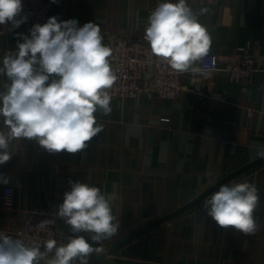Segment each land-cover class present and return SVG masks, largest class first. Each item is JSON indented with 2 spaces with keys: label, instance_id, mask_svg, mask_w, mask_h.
I'll use <instances>...</instances> for the list:
<instances>
[{
  "label": "crops",
  "instance_id": "crops-1",
  "mask_svg": "<svg viewBox=\"0 0 264 264\" xmlns=\"http://www.w3.org/2000/svg\"><path fill=\"white\" fill-rule=\"evenodd\" d=\"M159 2L57 0L52 2L51 17L76 19L80 26L93 21L101 29L103 43L112 48L119 35L141 36ZM188 4L196 12L209 9L200 16L211 37L207 56L217 54L222 67L207 73L205 56L199 62L201 73H183L184 88L176 99L147 93L112 99L109 115L95 114L103 130L80 153H50L35 141L14 140L11 159L0 165V174L9 178L7 184L0 183V232L16 239L14 232L27 214H56L64 193L71 189L69 181H80L117 195L113 204L120 222L117 234L101 242L80 234L104 251L261 158L257 151L264 146V59L258 58L259 69L247 84L231 80L224 66L240 46L254 40H260L264 53V0H188ZM33 25L25 22L14 31L8 30L10 24L0 26V61L15 51L16 33L28 35ZM5 83L6 77L0 76V90ZM243 181L254 183L259 193L254 234L222 228L207 215L202 201L217 188L92 264H264V162L225 184ZM6 186L15 189L12 209L3 204ZM71 235L70 226L58 218L57 243H67Z\"/></svg>",
  "mask_w": 264,
  "mask_h": 264
},
{
  "label": "clouds",
  "instance_id": "clouds-1",
  "mask_svg": "<svg viewBox=\"0 0 264 264\" xmlns=\"http://www.w3.org/2000/svg\"><path fill=\"white\" fill-rule=\"evenodd\" d=\"M56 3L57 0H52ZM22 0H0V26L9 31L28 19L21 15ZM209 11H194L188 0H161L149 13L144 40L151 55L164 61L178 73L202 72L199 62L207 56L211 37L200 16ZM15 51L0 61V76L7 83L0 90V165L13 154L11 143L18 139L35 141L50 153H80L97 136L103 125L96 113L112 111L110 89L118 79L112 63V49L103 43L98 24L82 26L76 19L58 21L50 17L35 24L29 34L16 33ZM22 41V42H20ZM264 157V146L257 151ZM9 178L0 174V183ZM55 216L63 220L73 235L67 243L55 239L25 244L0 232V264H89L102 248L94 247L81 233L101 242L117 234L120 222L113 214L115 192L80 181H69ZM208 216L222 228H233L252 235L258 230L254 212L259 193L254 183L243 181L222 184L201 204ZM48 221L38 225L43 229ZM52 254L49 256V254Z\"/></svg>",
  "mask_w": 264,
  "mask_h": 264
},
{
  "label": "built area",
  "instance_id": "built-area-1",
  "mask_svg": "<svg viewBox=\"0 0 264 264\" xmlns=\"http://www.w3.org/2000/svg\"><path fill=\"white\" fill-rule=\"evenodd\" d=\"M21 15L28 17L26 22L44 24L51 17V0H22ZM2 31H5L4 29ZM141 36L119 35L112 46V63L117 72L118 79L110 89L112 99L122 100L135 98L142 93L152 98L176 99L184 88L183 73L173 70L164 61L150 54L149 46ZM264 59L260 51V40L240 46L232 54L224 66L231 80L247 84L253 74L259 69L257 60ZM221 66L217 54L207 56L203 70L211 73ZM3 204L7 209L14 208L15 189L6 186L3 195ZM48 221L41 229V221ZM57 221L55 214L34 217L31 214L22 220L14 235L22 239L25 244L40 243L43 247L45 241H57Z\"/></svg>",
  "mask_w": 264,
  "mask_h": 264
},
{
  "label": "water",
  "instance_id": "water-1",
  "mask_svg": "<svg viewBox=\"0 0 264 264\" xmlns=\"http://www.w3.org/2000/svg\"><path fill=\"white\" fill-rule=\"evenodd\" d=\"M264 162V157L258 158L256 160H253L252 162H249L248 164L242 166L241 168L235 170L234 172L230 173L229 175H227L226 177L222 178L220 181H218L217 183H215L213 186H211L209 189H207L205 192H203L202 194H200L199 196H197L196 198H194L192 201L188 202L187 204H185L184 206L178 208L177 210L166 214L160 218H157L135 230H133L132 232H130L127 236H125L124 238H122L121 240H119L118 242H116L113 246H111L110 248H108L107 250H104L100 253H98L97 255L91 257L89 259V264H92L96 261H98L99 259L104 258L105 256H107L108 254H111L113 252H115L117 249H119L123 244H125L126 242H128L129 240L133 239L135 236H137L139 233L147 230L148 228H151L157 224H160L162 222H165L183 212H185L186 210L190 209L191 207H193L194 205H196L198 202H200L204 197H206L207 195H209L211 192H213L214 190H216L217 188H219L220 185L225 184L227 181H229L232 178H235L236 176L240 175L241 173L259 165L262 164Z\"/></svg>",
  "mask_w": 264,
  "mask_h": 264
}]
</instances>
